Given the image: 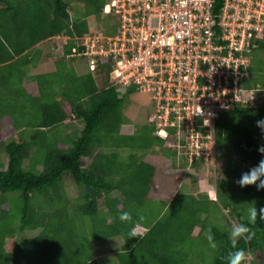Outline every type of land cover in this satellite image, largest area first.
<instances>
[{"label": "trees", "instance_id": "trees-1", "mask_svg": "<svg viewBox=\"0 0 264 264\" xmlns=\"http://www.w3.org/2000/svg\"><path fill=\"white\" fill-rule=\"evenodd\" d=\"M81 1L86 4L85 17L111 15L104 13L110 0ZM69 5L67 0H0V264H100L92 242L112 238L122 239L111 255L113 264H204L203 251L191 253L213 213L199 197L220 210L228 227L248 224V203L258 210L264 207V189L236 183L264 159L258 151L264 146V129L257 127V121L264 120V39L243 52L249 64L241 85L252 91L255 105L227 108L215 123L216 160L223 168L218 174L209 169L217 201L199 195L198 200L192 198L197 203L190 209L187 197L177 193L166 205L174 212H162L146 226V234L127 240L132 225L122 224L118 217L123 212L134 219L140 215L156 172L134 151L151 152L166 142L156 135L155 123L146 125L145 133L120 135L121 107L135 87L117 90L111 81V59L96 60L90 70L87 59L68 57L85 36L95 34L85 18H71ZM59 36L67 42L54 72L28 76L29 67L40 61L41 51L35 47ZM66 61L72 62L71 68ZM79 61L85 64L83 74L74 67ZM33 79L39 83L38 97L24 88V81ZM63 128L71 130L66 137ZM166 151L176 166L188 164L176 150ZM190 167L200 170L204 162L194 161ZM66 177L78 187L74 197L66 193ZM250 227L255 236L241 238L237 248L245 251L244 264H264V221L258 216ZM26 230L37 234L19 237ZM211 231L216 246L210 264H227L228 253L235 251L230 232L215 227ZM14 238L13 246L6 247ZM204 245L208 251L209 241Z\"/></svg>", "mask_w": 264, "mask_h": 264}, {"label": "built area", "instance_id": "built-area-1", "mask_svg": "<svg viewBox=\"0 0 264 264\" xmlns=\"http://www.w3.org/2000/svg\"><path fill=\"white\" fill-rule=\"evenodd\" d=\"M216 1L110 0L104 13L118 16V33L87 35L68 55L87 59L90 70L111 59L117 90L149 96L158 137L173 136L188 166L202 160L213 169L215 123L227 108L253 106L241 85L243 52L264 39V0H221L218 8ZM198 105L203 117L193 115Z\"/></svg>", "mask_w": 264, "mask_h": 264}, {"label": "rangeland", "instance_id": "rangeland-1", "mask_svg": "<svg viewBox=\"0 0 264 264\" xmlns=\"http://www.w3.org/2000/svg\"><path fill=\"white\" fill-rule=\"evenodd\" d=\"M18 1V0H16ZM70 3L69 5V14L72 19L83 20L84 18L87 20V23L90 25V28L93 33L103 34L106 37L110 36L113 37L118 33V16L116 15H102L96 16L92 15L89 17H85L86 13V4L81 0H67ZM66 42V38L60 37L53 40L51 43L46 44L43 46V50L47 49L48 47H54V54L50 58H46L43 62L38 61L35 67H31L30 72L36 74L37 71L42 73V70L46 73L51 68L54 67L55 62L58 60L57 56L61 54V47ZM60 49V50H59ZM58 54V55H57ZM43 55V53H42ZM256 60L257 62L260 61V55L256 52ZM46 61V62H45ZM67 66L69 68L72 67L71 61H66ZM85 64L82 61L75 63L74 67L78 71L77 74L85 73ZM38 73V72H37ZM29 87V86H28ZM23 100V97H22ZM3 103L5 101H2ZM11 103L10 100H8ZM122 117L124 124L120 128V135H129V136H136L140 133H145L146 130L144 127L146 125L154 124L153 118V107L151 105L149 96L141 91L134 90L131 94L125 96L123 105H122ZM73 124V122L69 121ZM152 123V124H151ZM155 125V124H154ZM81 128V125L78 127ZM156 129V125H155ZM157 135V134H156ZM158 136V135H157ZM176 139L171 136L168 140H165L166 144L163 148L154 147L152 148L151 152L147 151H137L135 149L134 154L136 153L137 156L141 157L145 162H148L155 166L156 172L153 182V187L148 194L147 201L140 207L139 213L140 215L145 217L144 224L145 226L149 227L151 223L162 214H169L174 212V210H167L166 205L171 201V199L175 196V194L179 193L181 198H186V203L193 209L196 207V203L192 198L198 200L199 195H206L210 200L213 191L211 190V182L212 177L210 176V167L212 165L208 163H204V167L200 168H191L188 164L178 165L176 166L174 161H172V153H167L166 150H180V154L184 152V149L180 148L176 143ZM129 153V149L124 151V155ZM165 153V154H164ZM199 166V165H198ZM214 171L217 172L218 170L223 168L222 163L216 161ZM186 167L189 168L186 170ZM67 180L64 183V188L68 196L74 197L77 194L78 187L75 185L72 179L66 177ZM199 200L204 202L206 207L210 208V211L213 213L212 219H209V225L207 229L202 233L200 242L194 243V248L192 250L194 252L203 251L204 255V264H210L212 262V254L213 249L210 246V249L206 251L204 241H208L207 235L208 230L215 227L219 230H223L226 232H230L232 227H228L225 223V219L221 214L220 210L215 208L214 204L209 206L206 205L204 199L199 197ZM253 204H247L244 206V213L246 218H248V209L252 207ZM100 208L103 207V203L99 205ZM6 208V206H5ZM242 208V207H241ZM167 211H166V210ZM196 211V210H195ZM37 231L26 230L20 234L19 237L25 239L35 236ZM197 234V230L193 232V235ZM211 235L213 237V233L211 231ZM15 242L14 239H9L6 247L11 248ZM122 244L121 238H112L109 240L92 242V252L95 253L98 257V261L100 264H103L102 261H108L109 264H113V260H111V255L113 252L117 251ZM93 253V254H94ZM194 256V255H193ZM192 256V258H193ZM103 257H107L106 259H102ZM192 264H198V262H193Z\"/></svg>", "mask_w": 264, "mask_h": 264}, {"label": "clouds", "instance_id": "clouds-1", "mask_svg": "<svg viewBox=\"0 0 264 264\" xmlns=\"http://www.w3.org/2000/svg\"><path fill=\"white\" fill-rule=\"evenodd\" d=\"M193 115L203 117L205 115L204 110L198 105L197 110L193 113ZM208 123V119H204ZM257 127L264 129V120L257 121ZM258 151L264 154V146L258 148ZM236 183L241 187L255 185L257 190L264 189V159H262L257 166L252 167L249 171L241 174L239 180ZM211 199L215 202L218 197L213 190ZM261 221H264V207L259 210L253 205L248 209V224H235L230 230V240L231 247L235 249V251H230L227 256V264H244L246 259V254L243 249L237 248L238 241L241 238H245L247 240H251L255 236V232L250 227L251 225H255L257 223V217ZM119 221L122 224H130L132 227L127 231L126 236L127 240L131 238H137L138 236H143L149 231V229L145 226L144 221L145 217L139 215L136 219L133 218L130 212H123L118 217ZM207 239L211 245V247L215 248V243H213V237L211 235V229L208 230Z\"/></svg>", "mask_w": 264, "mask_h": 264}, {"label": "crops", "instance_id": "crops-1", "mask_svg": "<svg viewBox=\"0 0 264 264\" xmlns=\"http://www.w3.org/2000/svg\"><path fill=\"white\" fill-rule=\"evenodd\" d=\"M59 37H54L51 38L50 40H47L46 42L43 43H39L35 48L41 51V56H40V61L43 62L46 58H50L55 52H54V47H48L47 49L43 50V46H46V44L51 43L53 40H55L56 38H60ZM64 38H66V42H67V37L64 36ZM65 42V43H66ZM64 43V44H65ZM63 47V46H62ZM62 47H61V51H62ZM60 50V49H59ZM27 52H25L24 54H26ZM43 53V55H42ZM30 53H27L26 55H28ZM58 55V54H57ZM46 62V61H45ZM33 67H35L34 65H32ZM31 66V67H32ZM31 67H29V72H28V76L30 77H36V76H40L46 72H44L42 70V73H40L39 71L36 72V74H34L33 72H30ZM52 70H49V72H54L55 68L52 67ZM48 72V73H49ZM29 86V87H28ZM24 88L26 89V92L31 95L32 97H38L40 94V87H39V83L36 79L31 80L30 82H27L26 80L24 81ZM253 105H255V100L253 101ZM63 137H66L68 135V133L71 132L70 129L68 128H63Z\"/></svg>", "mask_w": 264, "mask_h": 264}]
</instances>
